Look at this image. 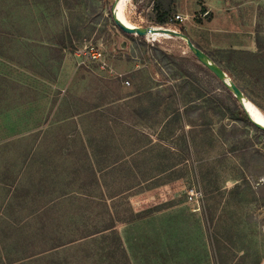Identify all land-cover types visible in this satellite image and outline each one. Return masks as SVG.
Returning a JSON list of instances; mask_svg holds the SVG:
<instances>
[{"label": "rangeland", "instance_id": "rangeland-1", "mask_svg": "<svg viewBox=\"0 0 264 264\" xmlns=\"http://www.w3.org/2000/svg\"><path fill=\"white\" fill-rule=\"evenodd\" d=\"M141 1L122 0L120 14L127 23L153 26L146 19L157 1L162 3L174 20L170 29L182 26L191 41L243 88L245 97L264 105V65L255 61L244 64L239 59L230 62L228 56L230 49L257 50L254 29L260 25L264 34V0H147L142 11L136 9ZM111 11L109 0H0V29L6 22L15 34L11 38L0 36L2 48H8L0 55L3 262L30 255L26 250L34 224L30 215L36 205H42L38 195L48 192L38 193L33 188L37 169L48 147L58 151L64 134L72 132V124L59 128L56 123L67 113L63 94L70 100L79 96L95 99L105 92L109 93L106 103L120 98L118 103L134 105L136 98L127 95L159 89L168 97L167 87L178 85L160 108L169 101L171 109L186 106L190 112L180 121L165 125L170 116L162 112L142 122L125 119L112 129L129 136L134 131L143 133L139 146L146 148L145 156L153 155L163 184L133 189L128 193L129 201L135 211L159 204L161 208L117 226L124 250L120 252L114 242L112 249L118 258L97 241L89 247L95 255L84 264L94 259L96 264H264V134L222 115L219 100L230 104V98L220 83L200 68L202 64L182 40L164 35L130 38L119 31ZM68 37L78 39L73 49L57 53L50 48ZM163 52L175 57L176 65L170 64L172 60ZM183 70L196 78L193 84L182 78ZM252 84L254 93L250 92ZM254 108L264 121V111ZM100 122L94 119L88 125L107 133L106 122ZM186 124L202 125L195 131L196 143L189 150L182 138L178 140L183 133L180 126ZM188 128H184L185 140L193 136ZM84 140L88 144L92 138L88 135ZM151 143L164 154L149 151ZM52 175L65 183L83 178L68 171L63 177L62 169ZM78 184L72 185L78 193L98 197L92 185L80 183L79 188ZM33 196H37L35 201ZM67 214L65 209L46 214L47 232L64 233ZM15 219L22 222L21 230L14 226ZM58 252L61 259L77 264L71 250Z\"/></svg>", "mask_w": 264, "mask_h": 264}, {"label": "trees", "instance_id": "trees-1", "mask_svg": "<svg viewBox=\"0 0 264 264\" xmlns=\"http://www.w3.org/2000/svg\"><path fill=\"white\" fill-rule=\"evenodd\" d=\"M109 2L111 5L113 4V0H109ZM146 2L147 0H142L140 4L136 5V9L142 11ZM153 2L156 3V0H153ZM162 7L163 4L157 1L146 20L153 26L170 28L172 27L171 22L174 21L169 18L171 11L169 8L163 9ZM202 11L206 15L209 14L205 7L202 8ZM8 13L9 11L7 10L5 14L8 15ZM7 24L5 22V27L0 29V36L11 38L15 34H13V30L8 28L9 25ZM260 28L261 26L257 25L254 29L257 50L250 52L230 49L228 52L230 62L234 59H239L244 64L255 61L260 62L261 66L264 65V34ZM175 30L187 35L182 26L175 28ZM119 31L123 35L134 39V35L126 34L120 29ZM135 38L140 40L145 39L143 36H137ZM76 40L78 39L74 37H68V39L62 38L49 46L59 53L66 49H73L77 42ZM3 46L0 43V55H4V52L8 50V48L3 49ZM195 46L199 48L197 45ZM163 54L172 60L169 62L170 64L176 65L175 57H172V55L166 52H163ZM191 55L196 59L192 53ZM199 66L220 83L227 97L232 102L228 104L223 100H219L222 115H227L232 120L242 122L264 134V131L259 130L249 121L247 114L231 91L208 69L202 65ZM181 74L182 78H186L185 81L188 80L192 84L196 80L193 74L187 70H183ZM236 85L244 94L243 88L238 84ZM176 88H178V85L167 87L168 97L162 96L159 89H146L138 91L135 94L127 95L129 98H136L134 105H128L127 102L118 103L120 102V98H114L113 101L106 103L109 93L105 92L98 93L95 99H87L79 96L77 99L70 100L68 94H63L67 102V105L65 104L67 113L59 117L56 123L60 124L58 126L59 128L72 124L73 126H70L72 127V132L70 134H64V144L58 151L53 152L48 147V154L45 155L46 158L41 168L37 169V181L34 180L36 182L33 183V188L38 193H42V190H48V192L43 196L42 194L38 195L41 197L42 205H36V210L30 215L34 221L31 231L28 232V234H31V240H28L29 244L26 245V250L29 251L28 253L30 255L26 258H21L19 261L17 259L7 258L8 264H21L22 262H28L30 264H71L68 260L66 261L60 258L58 251L64 248L74 253L77 264H84L85 261L90 260L95 255V251H92L89 247H92V244L97 241H100L101 245H106L103 248L113 258H118L115 256L117 253L112 249L114 242L117 243V248L120 252L124 250L117 226L153 214L162 206L161 204L153 205L141 211H135L129 201L128 193L133 189L145 190L154 185H161L163 184V180L158 173L159 169L156 163H154L155 159L153 155L150 158L147 155L145 156L144 152L146 148L139 146L141 140L140 135H143V133L134 131L135 134L129 136L123 132L114 133L112 129L117 127L125 119L132 118L138 122H142L145 120L144 118H153V116L156 117L162 112L166 114L165 116H170L167 118L165 125H169L173 121H180L183 115H187L190 112L186 106L173 107L171 109L172 104L169 101L165 107L160 108L165 99L170 100V95L175 93L174 89ZM251 88L253 89H250V92L254 93L256 87L252 84ZM116 96H119V94ZM246 97L259 110L264 111V105L262 103L252 101L249 95ZM94 119L101 120L100 123H103V120L106 122L107 133L101 131L100 128L93 130L89 127V122ZM81 123L84 124L83 127H80ZM50 124H53V122ZM186 126L189 127L187 130L191 135L193 133V136L185 140L184 134L186 132L184 128ZM200 127H202L201 124H186L180 126V130H183L184 134L182 133L178 140L182 138L186 144V149L189 150L191 145L194 146L196 143L194 133ZM88 135L91 136L92 141L87 144L84 138ZM176 137H173V139L176 140ZM67 139L70 141H67ZM107 140H111L112 143H105ZM127 140L132 141L130 145L123 144ZM68 142H71V144ZM151 144L147 147L149 151L162 152L164 154L165 151L160 150L158 145ZM71 155H75V157L72 159ZM142 157H145L147 160H140ZM70 167H73V169L70 170ZM61 169L63 177L64 172L66 174V171H68L74 176L80 173L83 175V178H69L70 180L66 183L62 179V181L60 180L58 182L52 174L53 172H59ZM56 182L58 184L55 186ZM80 183H82V186L88 184L91 187L92 185L98 197H86L78 193L79 190L75 191L73 186L78 184L80 188ZM36 197L33 196V200ZM55 209H58L59 212L65 209V213L70 214L69 218H67L69 214L65 215L67 226L63 228L64 233H54L53 231L48 233L46 230V224L43 221L44 217ZM19 222L15 219L14 226H17L21 230V226L19 225L22 222ZM1 250L0 264H5ZM81 251L82 254L80 253ZM95 261L98 262L97 259H94L91 264H96Z\"/></svg>", "mask_w": 264, "mask_h": 264}, {"label": "water", "instance_id": "water-1", "mask_svg": "<svg viewBox=\"0 0 264 264\" xmlns=\"http://www.w3.org/2000/svg\"><path fill=\"white\" fill-rule=\"evenodd\" d=\"M119 1L120 0L113 1L111 18L115 23V25L120 30H122L126 34L136 35V36L150 37V36L164 35V36L175 37L182 40L186 44L189 51L195 56L197 61L201 63L206 69H208L211 73H213L217 77V79H219L222 82V84L229 91H231L235 99L238 101V103L241 105V107L247 114L249 121L256 128H258L261 131H264V124L253 119L248 109L246 108L244 101L248 99L245 97V95L240 90V88L232 80H230V78L221 68L215 65L199 48H197L187 35L170 28L156 27V26L137 27L134 25L133 26L127 25L123 23L118 17L117 5Z\"/></svg>", "mask_w": 264, "mask_h": 264}, {"label": "bare ground", "instance_id": "bare-ground-1", "mask_svg": "<svg viewBox=\"0 0 264 264\" xmlns=\"http://www.w3.org/2000/svg\"><path fill=\"white\" fill-rule=\"evenodd\" d=\"M121 2H122V0H120L119 3H118V5H117V10H118L117 14H118V17H119V19H120L123 23H125V24H127V25H130V26H133V25L127 23V22L123 19V17L121 16V14H120V6H121ZM244 103H245V106H246V108L248 109L250 115L253 117V119H255V120H257V121H259V122H261V123L264 124L263 119L260 118V117L258 116V114L256 113L255 108H254V106L251 104V102H250L249 100H245Z\"/></svg>", "mask_w": 264, "mask_h": 264}, {"label": "built area", "instance_id": "built-area-1", "mask_svg": "<svg viewBox=\"0 0 264 264\" xmlns=\"http://www.w3.org/2000/svg\"><path fill=\"white\" fill-rule=\"evenodd\" d=\"M175 17L179 18L178 16H175ZM123 83H124V85H127V86L129 85V81H124Z\"/></svg>", "mask_w": 264, "mask_h": 264}]
</instances>
